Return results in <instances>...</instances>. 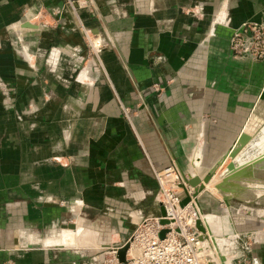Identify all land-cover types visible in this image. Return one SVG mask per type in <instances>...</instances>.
<instances>
[{
  "label": "crops",
  "instance_id": "0c3cea01",
  "mask_svg": "<svg viewBox=\"0 0 264 264\" xmlns=\"http://www.w3.org/2000/svg\"><path fill=\"white\" fill-rule=\"evenodd\" d=\"M78 2L0 0V264H101L95 241L115 248L160 214L155 171L206 174L264 126V58L228 47L264 0ZM83 30L104 43L95 59ZM249 167L243 198L198 204L221 253L264 264V232L244 251L237 233L263 222L250 211L264 208V170Z\"/></svg>",
  "mask_w": 264,
  "mask_h": 264
},
{
  "label": "built area",
  "instance_id": "2783aa9c",
  "mask_svg": "<svg viewBox=\"0 0 264 264\" xmlns=\"http://www.w3.org/2000/svg\"><path fill=\"white\" fill-rule=\"evenodd\" d=\"M229 44L232 50L237 49L239 53H248L256 46L257 51L251 56L261 57L264 54V22H242L232 29ZM154 177L159 186L157 201L163 208L164 216L139 220L124 251V260L118 261L116 248H111L107 264H199L200 260L205 264V243L194 234L197 231L194 227L195 213L185 211L178 214L175 211L180 201L179 190L175 188L180 175L172 165H168L155 171ZM192 205L193 202H188V206ZM161 219H165L166 223H161ZM162 230L164 232L160 235ZM131 249L135 250L134 253L129 251Z\"/></svg>",
  "mask_w": 264,
  "mask_h": 264
},
{
  "label": "rangeland",
  "instance_id": "374dc122",
  "mask_svg": "<svg viewBox=\"0 0 264 264\" xmlns=\"http://www.w3.org/2000/svg\"><path fill=\"white\" fill-rule=\"evenodd\" d=\"M78 4H80V5H84V3H79L78 2V0H64V3H63V5H65L66 6V8H68L69 10H73V8H74V6H76V5H78ZM38 13V12H37ZM33 20V22L34 23H43V24H51L52 23V25L54 24V21H56L55 19H48V20H46V19H44V18H42V16H41V13H39L38 14V16H37V14H36V16L32 19ZM53 21V22H52ZM212 21H214L213 19H212ZM215 21H216V19H215ZM244 22H264V18H262V19H260V20H258V21H256V20H247V21H244ZM242 23V22H241ZM240 23V24H241ZM238 26V25H237ZM235 28V27H234ZM87 32H88V30H83L82 31V38H83V40H84V42H85V44H86V50H85V54L82 56L83 57V59L84 60H88V59H95L96 58V54L98 53V51L100 50V48H102V46L104 45V43L103 42H101L100 40H97V43H96V47L93 45L92 47H91V44H92V40H90V39H88L87 38ZM232 32V31H231ZM230 36H231V34H230ZM230 36H229V38H230ZM237 44H238V42H237ZM228 47H229V50H230V52H231V54H232V56H234V57H236V58H251V59H255V60H260V59H262V58H264V54L263 55H261V57H253V56H251L252 54H255L256 53V46H254L252 49H251V51L250 52H248V53H243V52H241V53H239L238 51H237V49L234 51V50H232L231 49V47H230V44H229V39H228ZM49 49V48H48ZM97 49H99V50H97ZM83 60V61H84ZM80 70H81V66H80ZM79 70V71H80ZM4 106H6V105H4ZM7 108H5L4 107V110H6ZM123 112H124V115L126 116V118H128V115H127V110H123ZM264 127V126H263ZM262 127V128H263ZM262 128H260V129H262ZM260 129H258V130H254V131H252L251 132V139L253 138V137H256V135L258 134V132L260 131ZM227 157H229V153L225 156V158H224V160L227 158ZM223 160V161H224ZM173 163V162H172ZM170 163L169 165H172L175 169H176V171L178 172V174L180 175V179H179V184H181V183H183L187 178H189L188 177V175L187 174H185V173H183V172H181L178 168H177V166L173 163ZM221 164H223L222 162H221ZM168 166V165H167ZM219 166H220V164H219ZM219 168V167H218ZM218 168H217V170H218ZM250 168V167H249ZM216 169L210 174V176H211V179H212V177H213V183L215 184V187H217V188H219L218 186H220V184H222V178L219 180V179H216V174L218 173V171H217ZM252 170V169H251ZM256 171H253L252 172V175L255 173V172H260V171H263L264 170V167H262V168H257V169H255ZM216 171V172H215ZM207 173H208V170H207ZM206 173V174H207ZM205 174V175H206ZM261 174L262 175H264V173H259V174H255L257 177H258V179H259V176H261ZM255 176V177H256ZM237 177V175H232V177L230 178V181H228V183H225V184H222V187L220 188V189H224V188H228L229 186L228 185H230V183H231V181H232V179L234 180L235 178ZM210 179V180H211ZM209 180V181H210ZM255 182H256V184H257V179L255 178ZM245 183H246V181L245 182H243V184H244V186H245ZM206 183L203 185L204 187H203V191H202V193H199L198 194V196H204V195H210V197L211 198H213L214 200H218L219 201V203H223L224 204V202L222 201V198L223 199H230L231 197H232V195L230 196H224V195H222L221 194V192L219 191V192H217V191H215L214 192V190H213V192L212 191H210L209 189H207L206 188ZM236 188V187H235ZM186 189L188 190V194H192V192H193V190H192V188L190 187V186H188V185H186ZM237 189V188H236ZM242 193H243V191H241ZM196 195V194H195ZM236 198H233V200H235ZM195 201H197V202H195ZM221 201V202H220ZM240 201V200H239ZM193 203H195L194 205H192L193 207H194V212H195V215H196V218H199V213H201V216H200V218L202 219V221L205 219V217H204V214H203V210L200 208V206H199V204H198V199L196 200V198L194 197V202ZM239 205H241V206H243L244 204L243 203H241V204H239ZM228 210H230L231 212L234 210V205L233 206H231ZM250 210V209H249ZM248 211V210H247ZM227 213H230V212H227ZM250 213L252 214V215H255V216H258L260 219H261V221H263V222H255L254 223V226L252 227V228H250V229H246V230H244L243 232H237V233H241V234H239V238H240V242H239V244L240 245H243V247L242 248H240L241 250H243L244 251V249L243 248H245V247H248L249 246V243H250V241H249V237L250 236H256V234L257 235H261L263 232H264V208H260V209H258V210H256V209H254V210H251L250 211ZM159 216V215H158ZM205 216H207V215H205ZM152 217V216H151ZM153 217H155V216H153ZM204 217V218H203ZM143 218H147V216L146 217H143ZM143 218H141V219H143ZM199 218V219H200ZM140 219V220H141ZM70 220V222H72V220H71V218L69 219ZM74 221V220H73ZM139 221V220H138ZM206 221V220H205ZM204 222V221H203ZM64 223H66V222H64ZM136 225V224H135ZM60 228H62V227H59L58 225L57 226H54V227H51V228H48L47 230H46V234H47V236H55V235H57L58 233H59V231H60ZM209 228H210V230H211V236L213 237V238H215V236H216V234L218 233V232H215L214 231V228L212 227V226H210L209 225ZM230 228V227H229ZM134 229V228H133ZM229 231H232V233H234L235 232V230H234V228H232V230H231V228L229 229ZM132 232H133V230H132ZM132 232L129 234V236L126 238V240H125V242H123L120 246H122L123 244H126V246H128V243H130V241H131V234H132ZM224 232V233H223ZM225 233H227V231H222V230H220V232H219V234H225ZM215 240V239H214ZM97 244H98V246H97ZM210 244V243H209ZM95 248H97V249H95V251H98V252H100L101 254L103 253V255H102V262H101V264H107V260H108V258H109V256H111L108 252L110 251V249L112 248V246H108V245H101L100 246V244L99 243H97L96 241H95ZM210 246V245H209ZM216 246H217V249L215 250L214 248H213V246H210V247H208V245L207 244H205L204 245V249H203V256H205L204 257V259H205V264H221L222 262H225V264H242V261L241 260H239L238 258L237 259H235V257H234V254L233 255H231V253H229V254H227L226 253V255L225 254H223V253H221V251H220V248L221 247H219L217 244H216ZM117 247H119V246H117ZM117 247H115V248H117ZM91 248H93V247H91ZM99 248V249H98ZM126 249H127V247H126ZM93 250V249H92ZM104 252H106L105 253V255H104ZM219 253L222 255V256H224V259H220V256H219ZM116 254V253H115ZM225 258H227V259H225ZM237 260H238V262H237ZM244 262H246V263H244V264H247V258L246 259H244Z\"/></svg>",
  "mask_w": 264,
  "mask_h": 264
},
{
  "label": "bare ground",
  "instance_id": "6f19581e",
  "mask_svg": "<svg viewBox=\"0 0 264 264\" xmlns=\"http://www.w3.org/2000/svg\"><path fill=\"white\" fill-rule=\"evenodd\" d=\"M242 135L247 136L248 138H251V135L247 134L246 132H243ZM245 141L246 140H241V139L238 138V141L236 143V145L238 146L237 152L235 153V155L232 158H230V157L226 158V159L229 160L228 162H230V161L233 162L234 169L227 170L226 169V165L223 166V164H220V166H219V168L217 170L218 173L216 174V179L220 180L222 178V181H223L222 184L228 183V181H230V178L232 177V175L234 176L235 173L236 174H240L234 180L232 179L230 185H228L229 186L228 188L220 189L222 187V184H220V186H218L219 188L215 187V184L213 183V181H214L213 177L211 179V176H210L212 168L216 167V165L225 157L227 152L222 156V158L217 162V164H215L214 166H211V168L208 170L209 176H208L207 181L201 180L205 176V174L201 175L200 173H197L198 170H196V169L194 170L193 168H191L194 171L192 170V174H190L189 177L196 176V177H198L200 179L199 184L196 187H194L195 191H196V195H195L196 200L199 199L198 198V194L202 193L203 187H204L203 185L205 183H206V185H205L206 188L209 189L212 192H213V190H214V192L215 191H217V192L220 191L221 194L226 196V197L229 196V195L231 196V194H233V195H235V196H237L239 198H243L244 197V196L241 197L243 195V193H241V191H245L244 189H242V187L244 186L243 182H245V181L247 182L248 181V177H249V179L253 178L250 175V173H247L248 171L247 172L245 171V167H247L249 165H250L251 168L253 166V168H255V169H257V168L260 169V168L264 167V127L262 129H260V131L258 132L256 137H253L251 140L248 141L249 143H245ZM228 162H227V164H228ZM253 181H254V183H256L255 182L256 180L254 178H253ZM175 188L177 190H179L178 195L179 194L181 195L182 191H181V188H179V185L175 186ZM233 192H235L236 194L233 193ZM188 202H190V203L194 202V197L191 196V198L189 199ZM188 202L183 204V205H180V203H178L177 209H175V211L178 214H181V213L183 214V212H185V211L188 214L195 213L194 212V207L193 206H191V207L188 206ZM186 204H187V207H184V205H186ZM182 207H184V208L182 209ZM224 209L226 210V212H230V210L228 211L226 207H224ZM203 214L205 216L208 213H203ZM227 214L229 215L230 213H227ZM200 216H201V213H199V218H200ZM203 221L206 222L205 220H203ZM65 240L69 241V238L65 237L64 241ZM129 251L134 253L135 250L131 249ZM225 259H227V258H225ZM201 261L202 260L199 261V264H204ZM224 264H225V262H224Z\"/></svg>",
  "mask_w": 264,
  "mask_h": 264
},
{
  "label": "water",
  "instance_id": "95a60500",
  "mask_svg": "<svg viewBox=\"0 0 264 264\" xmlns=\"http://www.w3.org/2000/svg\"><path fill=\"white\" fill-rule=\"evenodd\" d=\"M26 25H30V24H25ZM32 26V25H30ZM239 139L241 140H247L248 137L247 136H244V135H240L239 136ZM238 150V146L235 145L233 148H231V150L229 151V157L232 158L235 153L237 152ZM226 169L227 170H232L234 169V164L232 161L228 162V164H226ZM208 176H209V173L206 174L201 180L203 181H207L208 179ZM200 182V179L196 176H191L189 178H187L183 183L181 184H178L179 185V188H181V195L177 194L179 197H180V205H183L185 203H187L190 199V197H195V194H196V191H195V188ZM186 185L190 186L193 190L192 194H188V190L186 189ZM222 201L225 203L228 204V202H230V200H227V199H222ZM196 202V201H195ZM231 203V202H230ZM159 212H160V216H164V211H163V208L160 206L159 207ZM161 223H166V220L165 219H161L160 220ZM62 227H68V228H75V225L73 223H68V224H63ZM194 227L197 231L194 232V234L196 235L197 239L206 243L208 245V247L210 246H213V248L216 250L217 249V246H216V242L214 240V238L211 236V230L209 228V225L207 222H203L201 219L199 218H196L195 221H194ZM164 232V230H162L160 232V235H162V233ZM210 243V244H209ZM210 245V246H209ZM126 244H123L122 246H119L116 248V257L118 259V261L122 262L124 260V251L126 250ZM219 256H220V259H224V256H222L220 253H219ZM221 264H224V262H222Z\"/></svg>",
  "mask_w": 264,
  "mask_h": 264
}]
</instances>
